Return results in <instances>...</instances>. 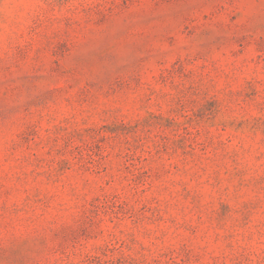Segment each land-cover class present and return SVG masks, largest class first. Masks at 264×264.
Listing matches in <instances>:
<instances>
[{"label": "rangeland", "instance_id": "obj_1", "mask_svg": "<svg viewBox=\"0 0 264 264\" xmlns=\"http://www.w3.org/2000/svg\"><path fill=\"white\" fill-rule=\"evenodd\" d=\"M0 264H264V0H0Z\"/></svg>", "mask_w": 264, "mask_h": 264}]
</instances>
